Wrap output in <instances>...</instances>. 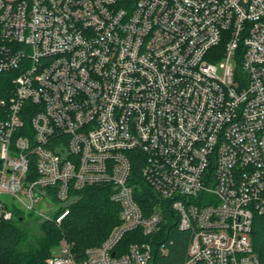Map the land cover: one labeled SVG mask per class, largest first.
<instances>
[{
  "label": "built area",
  "instance_id": "2783aa9c",
  "mask_svg": "<svg viewBox=\"0 0 264 264\" xmlns=\"http://www.w3.org/2000/svg\"><path fill=\"white\" fill-rule=\"evenodd\" d=\"M0 24V70L18 71L0 99V220L14 205L61 225L95 184L121 206L100 245L79 258L62 237L48 264H157L164 210L146 212L141 183L192 232L176 264H262L264 0H0Z\"/></svg>",
  "mask_w": 264,
  "mask_h": 264
},
{
  "label": "trees",
  "instance_id": "16d2710c",
  "mask_svg": "<svg viewBox=\"0 0 264 264\" xmlns=\"http://www.w3.org/2000/svg\"><path fill=\"white\" fill-rule=\"evenodd\" d=\"M3 36L0 24V45ZM1 54V50H0ZM18 71L0 70V99L8 98L14 90V77ZM142 159H133L132 180L139 181ZM111 185L95 184L79 191V198L70 207V213L61 225L53 219L43 222L46 230L36 244L30 241L27 230L22 225L24 212L13 205L15 217L0 220V264H48L47 258L56 250L62 237L74 244V250L79 256L90 246H97L107 237L111 229L120 223L121 206L111 198ZM135 196L146 212L152 205L162 204L164 221L159 237L154 244L157 264H176L185 260L187 247L192 237L190 230L178 226V214L169 201L161 198L150 186L141 183L135 188ZM253 245L260 254L264 264V216H256L254 220ZM130 235L128 239H130ZM164 248L165 251L161 249Z\"/></svg>",
  "mask_w": 264,
  "mask_h": 264
},
{
  "label": "rangeland",
  "instance_id": "374dc122",
  "mask_svg": "<svg viewBox=\"0 0 264 264\" xmlns=\"http://www.w3.org/2000/svg\"><path fill=\"white\" fill-rule=\"evenodd\" d=\"M219 73H222V70H219ZM4 198H7L6 194H3ZM41 210V208H40ZM40 210H32L31 212L24 213V220L22 225L27 230L29 235V240L34 244L38 242L44 235H46V230L43 225V222L47 219H44V215L40 212ZM43 212L47 215L52 214V209L43 210Z\"/></svg>",
  "mask_w": 264,
  "mask_h": 264
}]
</instances>
